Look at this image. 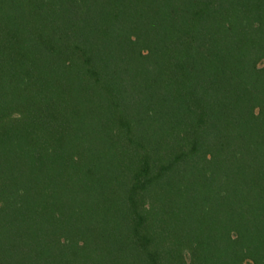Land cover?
Listing matches in <instances>:
<instances>
[{"label": "trees", "instance_id": "obj_1", "mask_svg": "<svg viewBox=\"0 0 264 264\" xmlns=\"http://www.w3.org/2000/svg\"><path fill=\"white\" fill-rule=\"evenodd\" d=\"M0 264H264V0H0Z\"/></svg>", "mask_w": 264, "mask_h": 264}]
</instances>
